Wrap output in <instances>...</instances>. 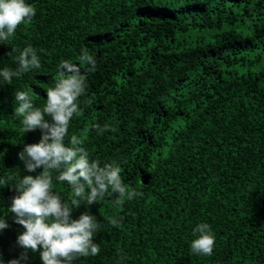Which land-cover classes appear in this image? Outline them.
I'll list each match as a JSON object with an SVG mask.
<instances>
[{
	"label": "trees",
	"instance_id": "1",
	"mask_svg": "<svg viewBox=\"0 0 264 264\" xmlns=\"http://www.w3.org/2000/svg\"><path fill=\"white\" fill-rule=\"evenodd\" d=\"M26 3L36 15L0 43V70L15 71L29 45L41 62L11 84L0 77L3 264L25 252L24 229L9 211L15 185L42 171L27 172L18 157L43 133L23 134L15 92L43 108L62 61L88 73L65 143L75 135L90 159L114 162L125 185L143 193L116 205L109 190L73 208V219L88 211L101 225L100 253L73 264H264V0ZM11 48L18 51L9 56ZM84 52L94 70L81 64ZM53 190L72 202L66 182L54 180ZM201 223L216 238L211 256L191 252ZM27 257L20 264H42L39 252Z\"/></svg>",
	"mask_w": 264,
	"mask_h": 264
},
{
	"label": "clouds",
	"instance_id": "2",
	"mask_svg": "<svg viewBox=\"0 0 264 264\" xmlns=\"http://www.w3.org/2000/svg\"><path fill=\"white\" fill-rule=\"evenodd\" d=\"M35 15L36 9L26 0H0V43L13 38L18 27L30 23ZM17 51L11 48L8 55ZM15 59L18 63L15 71L7 68L0 70V77L7 84H11L14 77L41 67L37 52L30 45L19 51ZM80 61L81 64L91 65L90 70L95 69V59L87 52L81 55ZM87 74L81 72L80 64L62 61L61 78L54 87L46 90L47 99L43 108L34 106L30 93L15 92L17 107L14 115L22 118L23 134L37 129L43 133L39 143L26 145L18 157L27 172L42 171L36 176H23L15 185L19 195L13 197L9 211L14 215L15 223L24 229L18 236V244L25 252L8 264H20L21 260H27L29 250L40 253L42 264H73L80 257L98 255L100 246L94 243V237L101 228L100 223L88 211L73 219V208L79 207L84 199L87 200L85 206L97 204L109 190L116 196V205L143 195L125 185L121 169L114 162L101 166L100 161L90 159L88 152L81 147L83 141L75 135L68 144L65 143L70 122L81 111L78 98L85 92ZM104 130L107 126L101 129ZM54 180L70 186L74 193L71 203L64 202L60 194L53 190ZM108 223L113 227L119 226L115 217ZM8 226L4 218L0 219V230ZM193 235L197 238L191 242V252L211 256L216 238L210 225H197ZM0 264H3L2 260Z\"/></svg>",
	"mask_w": 264,
	"mask_h": 264
}]
</instances>
